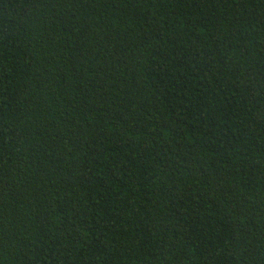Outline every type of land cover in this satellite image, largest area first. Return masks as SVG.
I'll use <instances>...</instances> for the list:
<instances>
[{"label":"trees","instance_id":"16d2710c","mask_svg":"<svg viewBox=\"0 0 264 264\" xmlns=\"http://www.w3.org/2000/svg\"><path fill=\"white\" fill-rule=\"evenodd\" d=\"M0 264H264V0H0Z\"/></svg>","mask_w":264,"mask_h":264}]
</instances>
